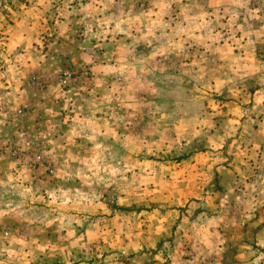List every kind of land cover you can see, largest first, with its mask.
<instances>
[{
    "label": "rangeland",
    "instance_id": "rangeland-1",
    "mask_svg": "<svg viewBox=\"0 0 264 264\" xmlns=\"http://www.w3.org/2000/svg\"><path fill=\"white\" fill-rule=\"evenodd\" d=\"M0 264H264V0H0Z\"/></svg>",
    "mask_w": 264,
    "mask_h": 264
}]
</instances>
